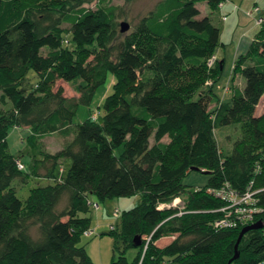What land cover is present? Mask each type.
Wrapping results in <instances>:
<instances>
[{
    "label": "trees",
    "instance_id": "obj_1",
    "mask_svg": "<svg viewBox=\"0 0 264 264\" xmlns=\"http://www.w3.org/2000/svg\"><path fill=\"white\" fill-rule=\"evenodd\" d=\"M90 1L69 0L67 11L65 1L51 8L37 0H0V104L10 106L0 111V264H93L79 244L82 236L95 234L85 215L88 206L100 209L88 196L104 201L137 194L141 201L122 212L121 234L114 239L121 240L123 251L110 264H227L242 227L258 221L262 228L243 235L231 264H264V128L262 117L252 115L264 95V15L260 11V29L232 67L231 82L239 75L243 87L232 90L230 103L219 101L211 111L212 98H218L203 86L218 81L224 60L207 65L219 29L208 15L201 16L196 3L213 11L223 0H161L121 38L114 8L95 13L80 7ZM29 71L36 77L33 85ZM108 74L113 90L103 115L99 107L90 110L71 129L79 102L87 101ZM75 78L85 83L78 97L55 86ZM245 117L251 138L236 141L220 156L214 128ZM12 127L27 128L31 146L54 134L66 140L22 171L8 148ZM66 159L71 163L62 179L55 171ZM191 168L207 175L204 188L181 182ZM28 179L48 183L33 187L22 202L13 182ZM226 184L238 193L258 191L255 205L262 210L235 229H215L224 203L207 190ZM176 198L186 207L180 214L178 207L159 208ZM135 236L141 250L128 262L124 252L134 247ZM166 237L172 240L157 246Z\"/></svg>",
    "mask_w": 264,
    "mask_h": 264
},
{
    "label": "rangeland",
    "instance_id": "obj_2",
    "mask_svg": "<svg viewBox=\"0 0 264 264\" xmlns=\"http://www.w3.org/2000/svg\"><path fill=\"white\" fill-rule=\"evenodd\" d=\"M40 2H44L47 6L51 8L57 7L64 3L68 5L69 0H37ZM161 0H92L90 2L83 3L80 7H84L92 12H98L101 9H105L108 7L114 8V28L118 31L119 37H123L124 35L131 33L134 30L135 25L143 16L151 12L156 4ZM224 8L223 9H215L213 11L206 5L204 2L196 3L198 9H200L201 16L208 15L212 21V23L218 27L219 29V42L217 48L215 50V59L217 61H221L224 59V66L218 81L214 82L213 80H207L205 85L203 86L207 91L212 89L215 97L212 98V103L210 104V110L215 111L218 107V102L220 101L223 104H228L231 101L232 90L235 87L242 88L244 85V80L241 76H234V82H231V78L233 77L232 73V64H233V56L234 50L236 47V42L239 38L248 40L253 37L258 31V26H253V23L248 18H238V15L234 12L231 13L230 9L232 4H235L236 7H239L241 0H223ZM256 2V5L259 7L261 11V15H264V0H243L244 5L252 4ZM72 5H68L66 10L70 9ZM242 7V6H241ZM230 12V13H229ZM225 16L226 20H223L222 17ZM126 22L129 25V29L125 33H120V23ZM257 24V22H255ZM62 27L64 29H70V25L67 23H63ZM69 39H71L69 34ZM221 43H224L225 48L222 49ZM75 45L72 44L70 49H74ZM43 53L47 51V48H44ZM236 77V78H235ZM28 82L30 84H34L36 81V77L32 71H29ZM113 77L111 74L107 75V78L104 83L99 85L93 93L88 96L87 101L79 102L76 114L73 118V123L70 126L71 129L76 128V126L88 118L90 110H96L98 107L100 108V112L103 115L104 113V100L105 97L112 93V85L111 82ZM28 83L26 82L25 85ZM61 85L64 88V94L66 96H76L81 95L82 88L85 86V83L80 78H75L71 81L63 82L57 81L56 85ZM10 107V106H9ZM8 106L2 107L0 104V111L5 112ZM255 117H262L264 128V95L262 96L260 102L255 107L253 113ZM26 140V134L23 132L13 133L12 131L8 135V148L10 153H13L19 160L24 164L25 169L29 170L31 166L32 159L37 157V151L41 149L43 152L47 149L55 150L56 148H60L61 144L65 142L66 138L61 134H56L55 136L44 139L41 142H37L35 145L31 146L22 141L23 138ZM70 136H68L69 138ZM213 140L217 146L220 156L228 154L236 141H240L242 139L249 140L251 138V125L249 123V117L243 118L239 123L218 128L215 127L212 133ZM67 138V139H68ZM168 138L165 137L163 142H167ZM153 140H150L152 143ZM123 147L121 146L116 153H119ZM70 160H64L56 169L55 174L59 178H65L68 172V168L70 166ZM60 168L63 170L61 173L59 172ZM24 169V171H25ZM20 170V169H19ZM23 171V170H22ZM181 182L190 188H204L207 183V175L191 170L189 171L181 180ZM47 180H41L36 182L35 180L28 179L26 183L21 184L18 181L13 182V186L15 188L16 196L22 201L25 202L29 196L30 190L37 186L47 184ZM91 201L97 202L99 204V211H94L93 207L88 206V212L85 215L90 216L91 220H99L98 225H95V222L90 224L89 228L93 229L95 234L91 237L82 236L79 244L83 245L88 256L90 257L93 264H110L112 258H117L119 256V252L123 251V244L121 240L115 241L114 235L121 234L122 228V212L136 206L140 201V195H135L132 197H119L113 199H105L104 201L98 200L93 196H88ZM178 207L180 214L185 210V204L180 198L174 199L171 204L163 205V208L166 207ZM118 209L120 211V215L117 219L112 216L114 209ZM84 215V214H82ZM255 223V222H253ZM109 224H114L117 226V229L113 232H110L108 227ZM96 228V229H95ZM248 234L244 236V238H248ZM172 237L162 238L157 242V246L163 248L166 246ZM116 244L117 248H114ZM141 248L140 247H129L124 252V257L128 262H133L139 255Z\"/></svg>",
    "mask_w": 264,
    "mask_h": 264
},
{
    "label": "built area",
    "instance_id": "obj_3",
    "mask_svg": "<svg viewBox=\"0 0 264 264\" xmlns=\"http://www.w3.org/2000/svg\"><path fill=\"white\" fill-rule=\"evenodd\" d=\"M221 6L222 4L219 5V7ZM253 13L257 14L255 18V22H257V25L261 24L263 19L262 16H260V9L257 5H254L249 11V14ZM222 18L223 20L226 19L225 16H223ZM215 61V55L211 56L207 61L208 67L213 66ZM98 115V112L93 113L91 115L92 120H95ZM17 168L20 170H24L25 166L22 162H18ZM257 192L258 191H251L249 189L244 193H238L230 189L229 185L227 184L220 189H208L207 193L213 195L224 203V205L217 210L221 214L220 217L214 221L213 227L215 229H235L246 222L252 221L255 214L259 213L262 210L255 205V194ZM162 207L163 205L159 206V208ZM94 208L97 209L98 205L94 204ZM112 215L115 219H117L120 215V211L116 208L114 209ZM114 227V224L109 225L110 229H113ZM85 234L90 235L91 231H86Z\"/></svg>",
    "mask_w": 264,
    "mask_h": 264
},
{
    "label": "crops",
    "instance_id": "obj_4",
    "mask_svg": "<svg viewBox=\"0 0 264 264\" xmlns=\"http://www.w3.org/2000/svg\"><path fill=\"white\" fill-rule=\"evenodd\" d=\"M240 4L241 5H239V7H236L235 6V4H232L233 6H231V9H230V12L231 13H236L237 15H238V18H248L249 20H251L252 21V23H253V26H257V24L255 23V18H256V16H257V14H249V11L251 10V8L254 6V5H256V2H253L252 4L250 3V4H248V5H244V3H243V0H241V2H240ZM224 5L225 4H223V7L221 8V9H223L224 8ZM242 6V7H241ZM220 9V10H221ZM200 10V9H199ZM229 12V13H230ZM223 19V18H222ZM226 20V19H225ZM258 33V32H257ZM257 33L253 36V37H251V38H249L248 40H244V39H242L241 37L239 38V40L236 42V47H235V50H234V56H233V64H234V62L236 61V59H237V57H239L240 55H243L245 52H246V50H247V48H248V46H249V44H250V42L252 41V40H254L255 39V37H256V35H257ZM221 46H222V49H224L225 48V45H224V43H221ZM216 57V56H215ZM217 58V57H216ZM222 60H224V59H222ZM225 63V62H224ZM233 64H232V67H233ZM236 78V77H235ZM232 79V78H231ZM234 78H233V81L232 82H234ZM13 132V133H19V132H23V133H25L26 134V136L29 134V130L27 129V128H16V127H12L10 130H9V133H8V135L10 134V132ZM56 134H54V135H51V136H47V137H45V138H43L42 140H40L39 142H41V141H43L44 139H48V138H51V137H53V136H55ZM20 139H22V141L24 142V143H26V144H28L27 142H26V140L24 139V137L23 138H20ZM7 143H8V136H7ZM63 144H61V146H62ZM9 146V145H8ZM60 146V147H61ZM59 149V148H58ZM55 150H57V148L55 149ZM55 150H49V149H47L46 151H44V152H54ZM41 152H43L41 149H39L38 151H37V156H39V154L41 153ZM13 154V153H12ZM16 156V155H15ZM99 221H102L101 219H99V220H91V224H92V222H95L96 224L95 225H98V222ZM96 229V228H95Z\"/></svg>",
    "mask_w": 264,
    "mask_h": 264
},
{
    "label": "water",
    "instance_id": "obj_5",
    "mask_svg": "<svg viewBox=\"0 0 264 264\" xmlns=\"http://www.w3.org/2000/svg\"><path fill=\"white\" fill-rule=\"evenodd\" d=\"M120 33H125L128 31L129 29V25L126 22H121L120 23ZM191 170H197L196 168H191ZM262 228V223L261 222H255L253 224L250 225H246L244 227H242V229L240 230L238 237L236 239L235 245H234V254L233 256L228 260L227 264H231L233 261L238 259L239 256V252H238V245L243 237V235H245L248 231L250 230H254V229H260ZM141 244V239L140 236H135L133 238V246L137 247Z\"/></svg>",
    "mask_w": 264,
    "mask_h": 264
}]
</instances>
